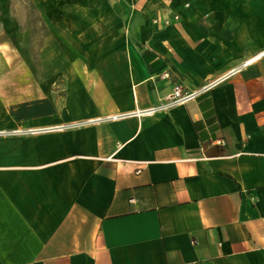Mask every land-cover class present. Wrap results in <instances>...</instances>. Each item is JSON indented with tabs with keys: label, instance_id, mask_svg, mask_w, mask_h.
Wrapping results in <instances>:
<instances>
[{
	"label": "crops",
	"instance_id": "obj_1",
	"mask_svg": "<svg viewBox=\"0 0 264 264\" xmlns=\"http://www.w3.org/2000/svg\"><path fill=\"white\" fill-rule=\"evenodd\" d=\"M262 51L264 0H0V264H264Z\"/></svg>",
	"mask_w": 264,
	"mask_h": 264
},
{
	"label": "built area",
	"instance_id": "obj_2",
	"mask_svg": "<svg viewBox=\"0 0 264 264\" xmlns=\"http://www.w3.org/2000/svg\"><path fill=\"white\" fill-rule=\"evenodd\" d=\"M175 18H177V16ZM166 23H168V22L166 21ZM262 55H264V54H262ZM245 63H246V61L240 67L233 69L231 71V74L239 71L241 69V67L248 65V64H245ZM160 77L161 78H168L169 77V73L168 72H163L160 75ZM205 86L207 87L209 85H205ZM196 97H197V92L196 91H191L187 87H185L184 85H182L180 83H175V84L172 85L170 93L165 98H166V100H168V104L176 105V104H185V103H187L189 101L194 100ZM144 113L148 114L149 112H147V111L146 112L137 111L135 114L136 115H140V114H144ZM117 117H119V116H117ZM117 117L115 116V117H112V118H117ZM53 128L54 129H63L64 127L60 126V127H53Z\"/></svg>",
	"mask_w": 264,
	"mask_h": 264
},
{
	"label": "bare ground",
	"instance_id": "obj_3",
	"mask_svg": "<svg viewBox=\"0 0 264 264\" xmlns=\"http://www.w3.org/2000/svg\"><path fill=\"white\" fill-rule=\"evenodd\" d=\"M262 54H264L263 51H262L261 53H259L258 55H256V56H254V57L248 59V61H246L245 64H249V63H251L253 60L258 59L260 56H262Z\"/></svg>",
	"mask_w": 264,
	"mask_h": 264
},
{
	"label": "rangeland",
	"instance_id": "obj_4",
	"mask_svg": "<svg viewBox=\"0 0 264 264\" xmlns=\"http://www.w3.org/2000/svg\"><path fill=\"white\" fill-rule=\"evenodd\" d=\"M117 1V0H116ZM119 1V0H118ZM38 19L37 18H35L34 16H33V19H32V21L33 22H36ZM37 32V31H36ZM38 33H39V31H38ZM39 37V36H38Z\"/></svg>",
	"mask_w": 264,
	"mask_h": 264
}]
</instances>
